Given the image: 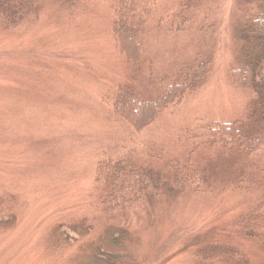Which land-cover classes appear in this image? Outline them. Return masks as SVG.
I'll return each mask as SVG.
<instances>
[{"label":"rangeland","instance_id":"1","mask_svg":"<svg viewBox=\"0 0 264 264\" xmlns=\"http://www.w3.org/2000/svg\"><path fill=\"white\" fill-rule=\"evenodd\" d=\"M119 1L29 0L17 27L0 16V264H264V212L241 224L264 202V146L223 147L209 129L246 121L255 94L230 72L260 0H135L139 68L114 34ZM204 63L145 130L116 114L122 88L153 101ZM107 160L166 181L114 207L96 181ZM199 168L204 181H183Z\"/></svg>","mask_w":264,"mask_h":264},{"label":"trees","instance_id":"2","mask_svg":"<svg viewBox=\"0 0 264 264\" xmlns=\"http://www.w3.org/2000/svg\"><path fill=\"white\" fill-rule=\"evenodd\" d=\"M29 0H0V16L10 27H17L23 19V6ZM183 9L197 4V0H182ZM135 0H120L116 10L114 34L121 52L130 65L139 68L143 61V43L136 25ZM257 13L249 15L242 34V47L237 65L230 72L233 85L252 91L254 99L247 107L244 123H215L209 129L212 142L223 147L234 146L245 153H256L264 146V0H260ZM207 63L196 69V75L188 80L184 76L168 86L164 93L153 101H144L133 88H122L114 103L116 114L140 132L152 125L169 106L179 103L184 96L203 79ZM184 182L197 183L206 178L202 168L187 170ZM191 173V174H190ZM96 181L109 193L112 206L133 201L136 197L160 188L165 176L150 168H134L124 161L107 160L98 163ZM264 184V176H263ZM264 202L257 205L241 224L249 230L258 228L263 218ZM252 238L251 235H248Z\"/></svg>","mask_w":264,"mask_h":264}]
</instances>
